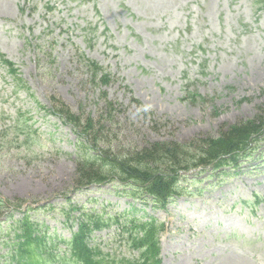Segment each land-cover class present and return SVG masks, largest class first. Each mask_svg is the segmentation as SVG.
<instances>
[{"label": "rangeland", "instance_id": "rangeland-1", "mask_svg": "<svg viewBox=\"0 0 264 264\" xmlns=\"http://www.w3.org/2000/svg\"><path fill=\"white\" fill-rule=\"evenodd\" d=\"M258 3L0 0V56L24 84L0 62V198L32 206V218L62 241L85 214L108 220L128 213L162 224L158 264H264V141L236 165L189 172L179 184L184 192L159 209L150 198L126 196L115 181L78 187L76 137L50 113L54 100L97 120L104 91L118 109L110 143L128 149L216 137L252 118L264 108V9ZM86 59L110 75L107 85L92 81ZM0 220L5 228L6 218ZM126 238L112 222L87 245L98 246L109 264L136 262L140 250ZM6 252L0 246V255ZM53 252L68 258L72 251L60 242Z\"/></svg>", "mask_w": 264, "mask_h": 264}, {"label": "trees", "instance_id": "trees-1", "mask_svg": "<svg viewBox=\"0 0 264 264\" xmlns=\"http://www.w3.org/2000/svg\"><path fill=\"white\" fill-rule=\"evenodd\" d=\"M0 57V62L7 66L18 85H24L16 75L13 63L2 55ZM85 62L94 83L107 85L111 81L110 75L96 61L86 59ZM101 97L104 99V109L97 120L91 116H77L68 107L53 100L51 113L69 125L76 137L75 145L79 154L75 183L78 187L115 181L124 186L123 194L126 196L150 198L154 207L164 208L175 194L184 192L179 184L183 178H187L189 171L201 174L203 171L213 172L224 166L236 165L244 157L255 153L259 143L264 141L262 108L252 118L238 120L223 127L216 137L204 136L183 143L151 142L131 149L119 145L115 148L109 137L113 133L109 131L119 122L115 120L118 109L116 104L104 98V91ZM191 100L196 101L194 94H191ZM133 102L139 103L136 99ZM37 105L44 107L39 103ZM210 176L211 173L207 177ZM196 181L198 179L195 178L194 182ZM8 204L0 198V216L7 214ZM14 206L16 209L20 207L18 203ZM29 211L31 208L26 209L19 220H14L5 229L0 228V235H7L5 245L9 246L8 253L0 264H68L70 258L76 260L73 261L74 264H109L111 260L108 255L102 253L98 246H88L87 241L93 230L109 226L112 222L118 224L120 221L122 226L118 225L127 232L128 244L139 248L141 253L136 262L129 260L127 264L159 263L158 232L162 229V224H156L154 218L140 221L119 214L102 220L97 214H85L86 219L79 222L77 231L67 242L72 252L66 258L53 252L57 240L46 234L43 224L32 219ZM8 215L11 216L10 213Z\"/></svg>", "mask_w": 264, "mask_h": 264}]
</instances>
